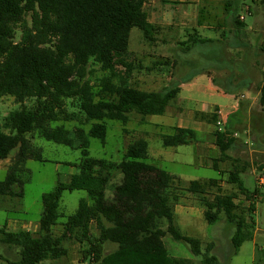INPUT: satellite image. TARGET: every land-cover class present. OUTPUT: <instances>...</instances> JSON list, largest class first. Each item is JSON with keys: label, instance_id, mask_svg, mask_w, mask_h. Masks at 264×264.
Segmentation results:
<instances>
[{"label": "trees", "instance_id": "1", "mask_svg": "<svg viewBox=\"0 0 264 264\" xmlns=\"http://www.w3.org/2000/svg\"><path fill=\"white\" fill-rule=\"evenodd\" d=\"M145 5L146 0H0V100L11 98L19 106L3 119L4 131L0 129V162L17 151L0 181V208L23 197L20 175L26 171L27 161H43L28 136L80 152L77 173L67 184L58 183L42 195L36 233L0 227V245L19 249L16 264H41L66 257L63 243L71 236L87 243L83 259L93 264H192L191 259L168 253L163 242L166 236L188 246L193 257L202 258V264H216V258L210 256L213 244L202 250V242L184 235L177 225L174 207L183 192L194 195L208 225L223 217L234 228L232 255L254 238L255 221L247 220L235 204L238 194H248L240 178L248 164L227 156L235 143L227 132L216 130L213 134L220 155L213 160V169L217 171L219 161H228L232 170L227 173V183L236 186L238 194L225 193L218 179L190 181L183 189V180L148 163L144 139L128 145L120 163L89 155L90 139L104 145L107 121L126 126L132 113L143 120L162 116L179 94L178 86L149 93L128 82L134 69L126 62L131 31L138 29L144 42L153 44L158 30L148 22ZM225 10L233 28L241 31L244 24L233 6L227 4ZM205 43L208 40L191 36L182 46L188 52L192 46ZM92 66L106 74L99 80L98 92L88 79ZM118 66L124 68V77L119 76ZM116 77L118 84L113 82ZM26 103L32 105L27 107ZM259 104L264 106V85L259 90ZM210 117L215 125V116ZM59 122L77 125L69 130L55 125ZM196 142L193 131L178 128L162 138L165 148ZM116 173L121 177L112 185ZM73 191L86 192L88 199L80 200L76 212L66 216L59 210L60 199L64 192ZM252 194L256 197L257 190L247 196L249 201ZM262 200L264 205V195ZM252 205L248 215L254 211ZM56 226L62 227L59 236L53 233ZM106 243L116 244L117 249L104 254Z\"/></svg>", "mask_w": 264, "mask_h": 264}, {"label": "rangeland", "instance_id": "2", "mask_svg": "<svg viewBox=\"0 0 264 264\" xmlns=\"http://www.w3.org/2000/svg\"><path fill=\"white\" fill-rule=\"evenodd\" d=\"M193 0L186 2H192ZM260 0H211L212 3L211 15L214 17H220V22H224L226 28L225 42H238V38L234 37V33H229L232 30V24L230 18L227 17V12L224 9L227 4H231L235 9L237 16L244 17V23L246 28L254 27L264 22V5ZM186 5V4H184ZM153 6L162 8L163 10H176L177 6L169 3H164V0H146L145 10L150 13L153 10ZM248 10V11H247ZM226 18L222 21V16ZM222 24V23H221ZM190 31V26H187ZM178 31H172L169 33L155 34L156 43H145L141 32L138 29H133L130 33L129 49L127 56V63L133 66V71L129 75L128 82L131 85H135L139 89L152 90L150 82L153 79H160L162 87L179 83L181 78H184L190 67L195 71L200 68H208L209 71H217L214 65H221L222 71L229 73L228 69H232V73H238L241 76L242 83H250V78L246 75L243 64H238L239 61H235L230 56L224 57L226 61L222 59L223 45H200L195 48H191L189 52H184V47L179 45V33ZM185 35V34H184ZM252 35V34H251ZM187 36V34H186ZM185 36V37H186ZM174 38L176 42L169 41V38ZM252 38V37H251ZM250 38V39H251ZM244 38H241L243 40ZM254 41H251L254 44ZM229 64H228V62ZM226 68H224V67ZM93 73L88 77L92 85L94 86V92H98L99 80L105 77V73L101 72L98 67H91ZM120 72L119 76L124 77V68L118 66L116 68ZM246 75V76H245ZM171 79V81H169ZM191 80V79H190ZM207 79L205 76H199L197 82L203 84ZM183 81H189L188 78ZM115 84L119 83V77L114 78ZM191 81L190 83H193ZM241 83V84H242ZM229 89L237 90L236 87H227ZM155 91H161V87H153ZM178 97L173 102L178 103L179 106H183L182 101H179ZM32 103H26L27 107H30ZM175 107H169V114H175ZM187 108V107H185ZM261 120L263 125L260 127L259 140L260 144L256 142V146L244 149H233L230 152L232 158H238L240 160H247L255 167V175L252 180L247 176L242 175L241 179L244 186L251 193L257 190L256 197H253V204L256 201V216L254 217L255 229L258 230L256 234V240L253 243L251 241L243 244L236 255H232L231 236L234 233V228L228 225L224 218L212 225H208L202 215L200 214L202 208L199 203L196 202L194 195L189 193H181L182 199L174 207L176 222L179 225L182 233L188 237L198 239L202 242V250L210 244L214 243V248L210 252V256H214L217 260L216 264H251L250 256L252 254V248L255 246V261L253 264H264V205L258 202V197L264 195V170L261 169L262 159L254 156L251 152L257 149H264L262 140H264V106L262 107ZM19 109L11 98H3L0 100V129L3 128V119L12 111ZM69 110H74L69 108ZM194 111H200L193 109ZM198 118L195 115V119ZM166 117L165 115L159 117H148L144 120L141 116L132 113L130 115V122L123 126L117 121H107V134L104 145H102L96 139H90L89 155L96 159H105L114 163H120L125 154V151L131 143L144 139L148 143V152L150 158L148 163L158 167L161 170L168 172L176 177L183 178L184 187L190 180L195 181H207L209 179L219 178L217 172L212 168L213 162L209 159H215L218 156V151L215 149L212 152L211 148V135L216 130L214 125H209L203 132L206 135L200 136L197 134V141L204 143L201 147L198 145L180 147L178 149H166L162 145V138L169 135L166 129ZM174 123V122H172ZM159 124L158 129L154 126ZM55 125H63L67 129H73L77 125V122H59ZM243 127L235 128L238 134V141H247V132ZM88 129V126L85 127ZM231 134H233L231 132ZM206 136V137H204ZM256 137V138H257ZM31 139L34 147L40 150L42 162L40 161H27L26 171L20 175V179L23 182L22 192L23 197L21 199H13L12 203L8 207L0 208V227L4 226L7 219L21 220L25 219L32 223L37 222L40 219L42 213V195L51 192L58 183L67 184L70 177L77 173L76 165L80 160V152L72 150L63 145H58L53 142L46 141L43 138L37 136H28ZM210 139V141H209ZM236 139V138H235ZM237 140V139H236ZM17 151L14 150L10 154L9 158L0 163V181H3L6 177L8 167L11 163V159ZM211 167V168H210ZM221 170L227 171L230 169L229 164H220ZM120 175L115 174V178L111 182L112 185L118 184ZM248 179V180H247ZM254 179V180H253ZM261 180L263 183H261ZM223 183V191L229 194H238L236 186L227 183V176L221 178ZM17 192L18 189L16 188ZM212 195L215 193V189H212ZM248 193L247 196H250ZM107 197H110L111 193L108 190L106 192ZM209 196L210 198L212 197ZM240 196V195H239ZM242 197V196H241ZM88 199V195L84 191L64 192L60 199L59 210L66 216L73 215L79 205L80 200ZM245 200V199H243ZM255 207V205H254ZM185 209V210H184ZM187 209V210H186ZM188 212V215L186 213ZM188 216L190 218L188 222ZM21 225H13L9 230L17 231L22 230ZM32 227V226H31ZM53 233L56 236L61 235L62 227L56 226L53 228ZM93 237L97 236V232L92 227ZM164 245L168 253L175 258L191 259L192 264H202V258H195L192 256L188 246L181 242L172 240L169 236L163 239ZM64 248L67 250L66 257L57 261H45L41 264H93L83 259V251L87 247V243H80V238L76 236L67 237L63 243ZM117 249L116 244L106 243L103 246L104 254L113 252ZM19 249L15 247H8L0 245V264H16L19 260Z\"/></svg>", "mask_w": 264, "mask_h": 264}, {"label": "crops", "instance_id": "3", "mask_svg": "<svg viewBox=\"0 0 264 264\" xmlns=\"http://www.w3.org/2000/svg\"><path fill=\"white\" fill-rule=\"evenodd\" d=\"M186 1L187 0H182L179 2H169V4L177 6V9L172 11L171 10L167 11L166 9L163 10L160 7L153 6V10L151 11V16L150 13L145 10L148 16V22L158 27L156 34L161 32L166 34L167 33L171 34L172 31L175 30L178 31L177 33L180 34L178 41L180 42L179 45L181 47L182 44L188 42L191 36H196L201 40H208V43L197 44L195 46H192L191 47L192 49L200 45L222 44L223 45V49L221 51L222 59H223V55L224 57L230 56L234 58L235 61H239L238 64H243L245 66L244 70L246 71V75L250 78L249 81L250 83H242L240 79L241 76L237 72L233 74L231 68L229 70V68L223 66L224 68H226V70L228 69L229 72L228 74L222 71H218V70H222L221 65L218 64V65H214L216 66L215 68L217 69V71H213V70L209 71L208 68H213L212 66L210 67L208 66L206 69L200 68L197 69L196 71L194 68L190 67L184 78H181L179 80V83L175 82V84H173L172 87H170V82L169 85H165L162 87L161 84L162 82L159 78L156 80L153 79L152 82H150L149 87L151 86L152 90H143V89H139L135 85L133 86L141 91H145L149 93L164 92L165 90L178 86L180 90L179 94L168 103V105L166 106L165 113L163 114L167 119L166 121L167 125H165V127L168 130L169 134L171 133V130L173 128H178V129L191 130L196 134V136L197 134H199L200 136L206 135L203 133L206 127L208 128L209 125H214V123L211 121V117H210L211 115L215 116L216 121L218 120L219 117L221 118L222 123L224 124L225 132H227L230 135H232L231 132L233 134H237L235 128L245 126L244 128L246 129L247 132L246 134L248 139L243 143L238 141L237 138L238 134L236 137L237 140L233 138L235 139V143L231 148V150L227 153V156L232 158L230 152L233 149L241 150L246 147L251 148L256 146V142L257 145L260 142L259 137L257 136H259L258 132L260 131V127L263 125L261 117L259 115L261 114L259 112H262L263 109L262 106H260L259 104V90L264 85V22L254 27L246 28V25L243 21L242 23L244 24V28L241 31H237L233 27L231 31L229 30V33L231 34L233 32L234 37L238 38L240 41L236 43L235 42L233 43L231 41L225 42L224 41L226 35V28L224 27L225 25L224 22H220V17H219L220 15L218 17H214L210 14L211 13L210 7L212 6V3L210 2L211 0H193L192 2H186ZM258 2H261L264 5V0L256 1L257 4ZM224 12H226L225 9ZM226 18L223 15L222 21H224ZM187 26H190V31L188 30ZM241 38L244 39L241 40ZM154 39H155L154 43H156L157 40L155 38V35H154ZM254 39H255L254 44H252L251 41H253ZM169 41L176 42V40H174L173 37L172 38L170 37ZM223 61H226V59H223ZM199 76H205V78L207 79L205 83L201 84L196 81ZM186 78H188L189 81H183V79ZM193 80L194 82L190 83ZM169 81H171V79ZM154 86L161 87V91L153 90ZM228 86L236 87L238 89L237 90L229 89L227 88ZM178 97H180L179 101H182L183 106H179L178 103L173 102ZM171 106L175 107L173 108L175 114H169L168 110L169 107ZM194 108L200 111H194L193 110ZM195 115H197L198 118L195 119ZM154 126L157 129L161 127L159 126V124H155ZM214 132L211 135L212 136L211 141L213 142L211 143L210 149L212 150V152H214L215 149H217V147L214 145V138H213ZM261 142L264 145V140H262ZM197 144H200L198 145V147L204 145V143H199L197 141L196 143L188 146L194 147V145ZM188 146H179V147L166 148V149L176 150L180 147H188ZM251 152L254 153V156H257L260 159H262L261 169L264 170V149L256 148ZM149 158H150V154H149ZM219 158L220 155L218 152V156L215 159H219ZM215 159H209V160L213 162V160ZM233 159H238V158H233ZM241 161L243 163L246 162L248 164L247 165L248 168L242 175L244 176L246 175L249 180L250 179L252 180V177L256 173L254 165L248 162L247 160L246 161L241 160ZM226 163L229 164L230 169L227 171L221 170V168L219 167L220 164H226ZM211 169H213V165ZM231 170H232V166L228 161H219L217 163V171L215 172H217L219 176V178H216L220 181L218 183L219 187L221 188L223 187L221 178L227 176V173L230 172ZM178 178L184 180L181 177ZM190 181H195V180H190ZM207 181H199V182H207ZM248 193L251 192L248 191ZM262 198L263 197H258L257 199L258 202L261 201L260 203H262L263 201ZM196 202L199 203L197 199ZM252 202L253 200L249 201L247 194L246 195L238 194L237 199L235 200V204L239 206L240 210L244 213L245 218L247 220L249 219V217L253 218L254 220V217L256 216V212H257L256 201L254 202L255 207L254 205H252L254 211L250 215L247 214L249 206L253 204ZM175 211L176 210H174V214ZM202 213H203V208L200 214L202 215ZM186 215H188V212L186 213ZM189 220L190 218L188 216V222ZM38 221L32 223L31 221L25 219L16 220L10 218L6 220L4 226H6L8 231L15 232L9 229L13 225L19 224L21 225L20 227L22 228L23 231L36 233L38 231ZM257 233L258 230L255 229L254 238L251 241L253 245H255L254 242L256 240ZM212 244L214 248V243ZM254 247L255 246H253L252 248V254L250 256L251 264H253L255 261L254 257L256 250Z\"/></svg>", "mask_w": 264, "mask_h": 264}, {"label": "built area", "instance_id": "4", "mask_svg": "<svg viewBox=\"0 0 264 264\" xmlns=\"http://www.w3.org/2000/svg\"><path fill=\"white\" fill-rule=\"evenodd\" d=\"M247 11H248V10H247ZM239 20H240L241 22H243V21H244V17H243V16H240V17H239ZM215 127H216V130H217L219 133H225L224 124L222 123V120H221L220 117H219L218 120L216 121V123H215ZM231 137H232V138H236V137H237V134H232ZM261 183H263L262 180H261Z\"/></svg>", "mask_w": 264, "mask_h": 264}]
</instances>
